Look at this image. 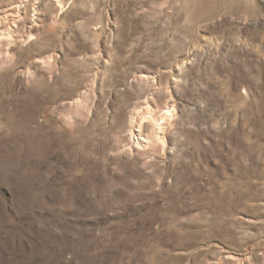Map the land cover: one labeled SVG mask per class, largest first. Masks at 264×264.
<instances>
[{"label":"rangeland","instance_id":"374dc122","mask_svg":"<svg viewBox=\"0 0 264 264\" xmlns=\"http://www.w3.org/2000/svg\"><path fill=\"white\" fill-rule=\"evenodd\" d=\"M0 36V264H264V0H0Z\"/></svg>","mask_w":264,"mask_h":264},{"label":"bare ground","instance_id":"6f19581e","mask_svg":"<svg viewBox=\"0 0 264 264\" xmlns=\"http://www.w3.org/2000/svg\"><path fill=\"white\" fill-rule=\"evenodd\" d=\"M61 4V3H60ZM15 7L11 8V15L14 13ZM1 37V36H0ZM171 111H166L161 118H153L150 119L151 122L154 123V127L156 129V138L158 141L164 142L165 140V127L164 125L166 124L168 120V116L170 115ZM143 123H141V126L139 129H136V127L132 128L131 130V142L133 146L139 147L143 146L144 144L142 142H147V139L144 138L143 131H142ZM131 147V146H130Z\"/></svg>","mask_w":264,"mask_h":264}]
</instances>
